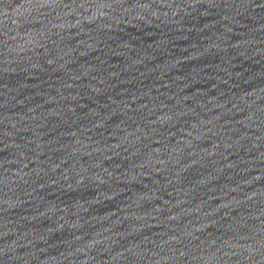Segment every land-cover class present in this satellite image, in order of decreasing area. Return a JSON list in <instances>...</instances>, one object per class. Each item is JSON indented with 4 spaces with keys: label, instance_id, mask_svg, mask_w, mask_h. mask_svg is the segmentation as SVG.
I'll list each match as a JSON object with an SVG mask.
<instances>
[{
    "label": "water",
    "instance_id": "95a60500",
    "mask_svg": "<svg viewBox=\"0 0 264 264\" xmlns=\"http://www.w3.org/2000/svg\"><path fill=\"white\" fill-rule=\"evenodd\" d=\"M169 0H0V215L83 124Z\"/></svg>",
    "mask_w": 264,
    "mask_h": 264
}]
</instances>
